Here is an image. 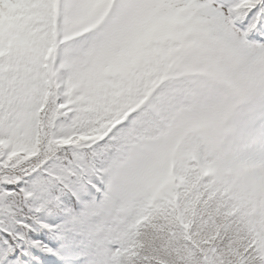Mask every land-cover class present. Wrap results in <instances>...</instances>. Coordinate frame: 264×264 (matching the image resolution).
Masks as SVG:
<instances>
[{
	"label": "snow or ice",
	"instance_id": "obj_1",
	"mask_svg": "<svg viewBox=\"0 0 264 264\" xmlns=\"http://www.w3.org/2000/svg\"><path fill=\"white\" fill-rule=\"evenodd\" d=\"M0 264H264V0H0Z\"/></svg>",
	"mask_w": 264,
	"mask_h": 264
}]
</instances>
